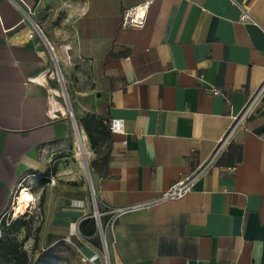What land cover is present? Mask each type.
I'll use <instances>...</instances> for the list:
<instances>
[{"label": "crops", "instance_id": "0c3cea01", "mask_svg": "<svg viewBox=\"0 0 264 264\" xmlns=\"http://www.w3.org/2000/svg\"><path fill=\"white\" fill-rule=\"evenodd\" d=\"M23 1L30 10L0 0V239L30 208L17 193L29 187L42 199V250L104 264L96 228L81 227L92 218L89 185L64 162L73 122L55 53L76 116L104 123L91 153L104 207L155 200L208 162L243 115L190 192L117 217L113 262L264 264V0ZM144 2L145 24L123 26L125 9ZM114 117L125 134L110 131Z\"/></svg>", "mask_w": 264, "mask_h": 264}, {"label": "rangeland", "instance_id": "374dc122", "mask_svg": "<svg viewBox=\"0 0 264 264\" xmlns=\"http://www.w3.org/2000/svg\"><path fill=\"white\" fill-rule=\"evenodd\" d=\"M60 65L62 66V62L59 61L58 58L56 60V58L53 55L52 68L54 71V79H55L56 85L59 89L57 91L60 95L61 102L64 104L65 107H67L68 115L72 119V122H73L74 143L71 146L70 150H68L66 153H64V156L66 157L64 159V162L66 163V165H72L73 167L78 168L79 171L82 172V176L85 178V180L88 183L89 188H90L92 215H94L95 201L97 200L95 192H94V188L92 186V181H91V165H92L91 164L92 163L91 153H92V149L94 147H92V143L90 141V138H89V135H88L86 128L81 123L80 118H78L76 116V114L74 113V110L72 107V101H70L71 98L69 95L70 94L69 87H68V84H66L65 78L63 77L62 68L60 67ZM61 77H62V79H61ZM70 105L72 107L73 116L71 115V111L69 110ZM79 130H82L83 133H85V135L87 136V145H88L89 150H90V152L88 154L82 155V156L78 155V148L76 146V138H77V133L79 132ZM104 133H105V129L102 126L100 128H98V130L94 131V134L97 138H101V135ZM84 168H86V169H84ZM87 169H88V171H87ZM35 189L36 188H34L32 191H34ZM23 196H27L28 198H30L31 203H32V200H34L33 195L27 189H24V188H23L22 197ZM41 201H42L41 198L37 199V197H36L35 208L32 210L33 213H25L26 215L24 216V214H21V210H19V212H18L19 216H17V218L24 216L25 219L28 221L27 227H28V230L30 233L28 235V237H26L27 229L25 227L22 228L20 230V232L12 233L10 235V238H12V239L16 238L19 242H22V248L28 252L30 264H45V262L47 260V259H44V260L39 259L40 255H45L48 252L47 250H45V251L42 250L43 247L41 245V239H40L41 238L40 233H41L42 223H43L42 209H40ZM20 205H21V208H26V209L31 207V204L29 205V207H25L22 204V202ZM97 207L101 213L104 212L105 207L98 200H97ZM93 219L95 221V228L97 230V226H98L99 222L97 223V221L94 217H93ZM101 223H103V224L107 223V216L104 215L101 217ZM39 225L41 228L40 232L38 233L39 242H38L37 246H35V235H37L36 228ZM96 236H97V239L99 240V243H100L99 231L96 232ZM50 261H51V264H67L66 262H64L63 260H61L60 258H58L56 256L54 258L50 259ZM0 264H19V262L10 261L8 258L0 255Z\"/></svg>", "mask_w": 264, "mask_h": 264}, {"label": "built area", "instance_id": "2783aa9c", "mask_svg": "<svg viewBox=\"0 0 264 264\" xmlns=\"http://www.w3.org/2000/svg\"><path fill=\"white\" fill-rule=\"evenodd\" d=\"M26 7L30 10V6L27 5L23 0H20ZM150 6V2H144L141 4H138L136 6L128 7L125 9L122 17V25L123 26H133V27H142L145 24L147 12ZM25 17L23 18V21H25ZM240 20L243 22H249L253 21V18L250 16V14L247 11H244L240 17ZM33 36V34L31 35ZM213 94L219 95L221 94L220 90L216 87H213L212 89ZM251 102H249L250 106ZM72 114V107L69 109ZM242 118L243 115L237 117L235 124L232 126L228 134L225 136V138L221 141V144L213 154V156L209 159L208 162H206L203 166H201L197 171L194 173L184 176L177 182H175L172 186H170L167 190H165L158 198L151 202H145L142 204L134 205V206H125L120 208H110L105 207L104 212H100L97 207V200L95 201V211L94 215H92V218L94 217L99 222L97 226V231H99V238H100V252L99 254H96L94 257H102L104 260V264H116L113 262L111 257V247L113 246V240L111 238V231L113 224L115 223L117 217L130 209L133 208H140V207H147L150 206L154 202H161L169 199H178L183 196H185L188 192L191 191L193 188L195 182L200 178L204 172H206L211 164L217 159V157L221 154L224 147L226 146L227 142L229 141L231 135L234 133V131L242 125ZM109 129L112 133H119V134H125L126 133V122L124 118L121 117H114L111 118L109 121ZM51 182L53 183L54 180L51 179ZM27 190H31L29 187H26ZM23 189L19 188L17 190V193L19 195L22 193ZM31 192V191H30ZM34 206V205H33ZM35 208V207H34ZM30 211V210H29ZM28 213L23 212L22 214ZM99 215V218H98ZM107 216V223L103 224L101 223V217Z\"/></svg>", "mask_w": 264, "mask_h": 264}, {"label": "trees", "instance_id": "16d2710c", "mask_svg": "<svg viewBox=\"0 0 264 264\" xmlns=\"http://www.w3.org/2000/svg\"><path fill=\"white\" fill-rule=\"evenodd\" d=\"M82 123L86 128L90 141L92 143V147H94L99 138H97L94 134V131L98 130L101 126H104V123L99 121L94 116H86L82 119ZM26 214H24L25 216ZM24 216L16 218L14 221L7 224L6 222L3 223L5 237L0 239V255L8 258L10 261L19 262V264H30L28 252L22 248V242H19L16 238H10L12 233H18L22 228L27 229L26 237H28L29 230L27 227L28 221L25 219ZM92 224V227L87 231L84 229V225ZM81 227L85 232L93 233L95 230V221L93 218L87 219L82 222ZM40 225L36 228L37 235H35V246H37L39 242L38 233L40 232ZM54 254L47 252L45 255H40L39 259L44 260L47 259L45 264H51L50 259L54 258Z\"/></svg>", "mask_w": 264, "mask_h": 264}, {"label": "bare ground", "instance_id": "6f19581e", "mask_svg": "<svg viewBox=\"0 0 264 264\" xmlns=\"http://www.w3.org/2000/svg\"><path fill=\"white\" fill-rule=\"evenodd\" d=\"M53 55H54V57H55L56 60H57L56 54L53 53ZM61 79H62V77H61ZM61 79H60V80H61ZM72 114H73V113H72ZM78 129H79V128H78ZM76 146H77V148H78V155H79V156L86 155V154H88V153L90 152L89 147H88V145H87V136L85 135V133H83L82 130H79V132L77 133ZM83 162H84V161H83ZM84 164H85V163H84ZM32 194H33V193H32ZM20 195H21V194H20ZM20 195H19V196H20ZM32 201H33V202L31 203L30 198H28L27 196H23L22 198H20V202H22V204H23L25 207H29V205L31 204V207H30L28 210L24 211V212L29 211V210L33 207V205H34V203H35V197H34V200H32ZM98 218H99V215H98Z\"/></svg>", "mask_w": 264, "mask_h": 264}, {"label": "water", "instance_id": "95a60500", "mask_svg": "<svg viewBox=\"0 0 264 264\" xmlns=\"http://www.w3.org/2000/svg\"><path fill=\"white\" fill-rule=\"evenodd\" d=\"M71 108V105L69 106V109Z\"/></svg>", "mask_w": 264, "mask_h": 264}]
</instances>
